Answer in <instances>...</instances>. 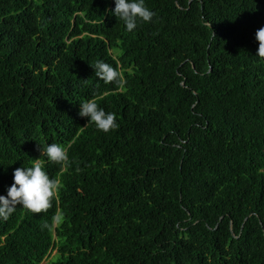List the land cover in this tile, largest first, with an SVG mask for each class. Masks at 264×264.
Returning <instances> with one entry per match:
<instances>
[{"label": "trees", "instance_id": "trees-1", "mask_svg": "<svg viewBox=\"0 0 264 264\" xmlns=\"http://www.w3.org/2000/svg\"><path fill=\"white\" fill-rule=\"evenodd\" d=\"M145 5L129 32L114 0H0V195L36 159L60 184L47 210L0 218V264L51 247L64 264H264V0ZM87 99L118 127L79 116ZM46 143L65 165L37 158Z\"/></svg>", "mask_w": 264, "mask_h": 264}, {"label": "clouds", "instance_id": "clouds-1", "mask_svg": "<svg viewBox=\"0 0 264 264\" xmlns=\"http://www.w3.org/2000/svg\"><path fill=\"white\" fill-rule=\"evenodd\" d=\"M112 14L123 22V26L129 32L136 29L138 21L150 22L154 16L145 5V0H114ZM209 27V24H208ZM255 40L258 41L256 56L264 59V25L255 32ZM96 77L106 83H112L121 79L120 73L110 64L97 61L91 66ZM78 115L87 118V123L94 124L96 129L105 133L118 127L115 113L106 112L95 99H87L79 103ZM40 156L47 161L59 165H65L68 161L67 152L61 144L46 143L39 144ZM13 182L6 189V195H0V218L7 219L14 211L16 205H21L25 210L32 213H40L50 207L51 201L59 191L60 184L57 180L50 178L45 171L41 159H36L26 167H17L13 170ZM57 220L59 218L57 217ZM53 250L56 254L51 256ZM56 248H50L42 261L38 264H46L53 260L56 262Z\"/></svg>", "mask_w": 264, "mask_h": 264}, {"label": "rangeland", "instance_id": "rangeland-1", "mask_svg": "<svg viewBox=\"0 0 264 264\" xmlns=\"http://www.w3.org/2000/svg\"><path fill=\"white\" fill-rule=\"evenodd\" d=\"M55 254H56V251H55V250H53V252H52L51 256H53V255H55Z\"/></svg>", "mask_w": 264, "mask_h": 264}]
</instances>
